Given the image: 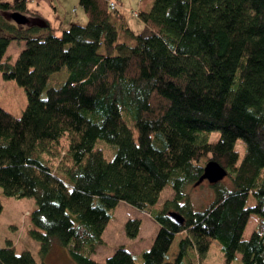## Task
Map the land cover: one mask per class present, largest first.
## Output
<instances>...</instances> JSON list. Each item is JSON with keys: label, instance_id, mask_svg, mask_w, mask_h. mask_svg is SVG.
Listing matches in <instances>:
<instances>
[{"label": "trees", "instance_id": "trees-1", "mask_svg": "<svg viewBox=\"0 0 264 264\" xmlns=\"http://www.w3.org/2000/svg\"><path fill=\"white\" fill-rule=\"evenodd\" d=\"M28 1L0 0V71L27 95L20 117L0 107V187L35 199L31 235L42 257L57 242L77 264H184L218 240L225 264L238 253L242 264H264V0H145L139 33L111 0H79L87 21L59 34L28 17ZM13 41L25 43L15 62L6 56ZM64 69L66 79L50 84ZM99 140L116 148L112 159ZM211 160L232 185L212 184L214 200L196 209L186 187ZM166 187L173 196L156 210ZM121 202L159 230L149 249L121 245L99 262L93 255ZM141 224L129 218L127 236ZM0 264L37 261L7 240Z\"/></svg>", "mask_w": 264, "mask_h": 264}, {"label": "rangeland", "instance_id": "rangeland-1", "mask_svg": "<svg viewBox=\"0 0 264 264\" xmlns=\"http://www.w3.org/2000/svg\"><path fill=\"white\" fill-rule=\"evenodd\" d=\"M116 1H118L121 11L135 33L141 32L145 24L140 17L133 13L137 12L141 0ZM27 5L30 10L28 17L31 19L42 17L49 22L58 34L62 33L63 28H68L74 22L85 23L87 21V15L80 6L79 0H29ZM24 44V41H13L8 47L6 56H10L12 61L15 62L21 50L24 48ZM66 76L67 70L64 69V71L62 70L53 75L54 78L50 79V84L55 85V78L64 77L65 80ZM26 106L27 95L24 88L18 85L15 80L4 79L0 71V107L15 117H20ZM218 137V132H214L210 136V140H217ZM99 144L102 148L99 147ZM97 147L104 151L107 159H112L116 151L115 147L113 148L101 140L97 143ZM111 148H113V151H111ZM236 149L239 152L240 162L246 150L245 144L241 139L237 141ZM219 182L229 187L232 185L228 174ZM212 184L205 179L202 182H196L186 187V193L189 195L194 208H205L214 200L215 196ZM172 196V189L166 187L161 192L159 201L154 209L158 210L162 208L164 201ZM0 200L3 205V210L0 215V248L6 247L7 240H11L17 252L20 253L26 248L31 250L37 264H77L72 259L68 249L57 242L53 243L51 249L44 257L40 254V244L31 235V230L34 226L30 213L36 208L34 198L7 196L0 187ZM251 203H253L252 199ZM129 218H140L142 221L140 233L135 238H131L126 234L125 224ZM256 222L257 217L254 215L248 223L245 232L246 237L250 236ZM159 227L158 222L153 217L126 202H121L114 211L113 217L103 234V242L97 247L93 257L99 262H104L114 252L115 248L121 245L135 252L147 250L151 247ZM174 249L175 246L172 250ZM184 264H225V256L219 241L212 240L209 251L202 259L189 251L184 259ZM231 264H242V255L238 253Z\"/></svg>", "mask_w": 264, "mask_h": 264}, {"label": "water", "instance_id": "water-1", "mask_svg": "<svg viewBox=\"0 0 264 264\" xmlns=\"http://www.w3.org/2000/svg\"><path fill=\"white\" fill-rule=\"evenodd\" d=\"M13 19L19 24H25L27 22V17L19 12L13 14ZM227 173V170L220 163L215 160H211L205 165L204 173L198 182H202L207 179L214 184L221 181L227 175ZM170 215L176 220L177 223H183L184 218L179 213L170 212Z\"/></svg>", "mask_w": 264, "mask_h": 264}, {"label": "built area", "instance_id": "built-area-1", "mask_svg": "<svg viewBox=\"0 0 264 264\" xmlns=\"http://www.w3.org/2000/svg\"><path fill=\"white\" fill-rule=\"evenodd\" d=\"M109 6H110V8H111L112 10H115V9L117 8V4H116V2H114V1H110V2H109ZM134 14L137 15L136 12H135Z\"/></svg>", "mask_w": 264, "mask_h": 264}, {"label": "crops", "instance_id": "crops-1", "mask_svg": "<svg viewBox=\"0 0 264 264\" xmlns=\"http://www.w3.org/2000/svg\"><path fill=\"white\" fill-rule=\"evenodd\" d=\"M112 1H115L117 4H119L118 1H116V0H112ZM144 1H145V0H141V1H140V5H139L138 10L142 7ZM138 10H137V11H138ZM115 210H116V209H115ZM115 210H114V211H115ZM113 214H114V212H113ZM148 215H149V214H148ZM149 216H150V215H149ZM105 230H106V229H105ZM140 230H141V228H140ZM104 233H105V232H104ZM139 233H140V232H139ZM134 252H135V251H134ZM138 253H139V252H138Z\"/></svg>", "mask_w": 264, "mask_h": 264}, {"label": "bare ground", "instance_id": "bare-ground-1", "mask_svg": "<svg viewBox=\"0 0 264 264\" xmlns=\"http://www.w3.org/2000/svg\"><path fill=\"white\" fill-rule=\"evenodd\" d=\"M112 1V0H111ZM115 2V1H114ZM117 4V3H116ZM117 7H119V5L117 4Z\"/></svg>", "mask_w": 264, "mask_h": 264}]
</instances>
